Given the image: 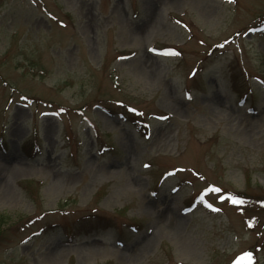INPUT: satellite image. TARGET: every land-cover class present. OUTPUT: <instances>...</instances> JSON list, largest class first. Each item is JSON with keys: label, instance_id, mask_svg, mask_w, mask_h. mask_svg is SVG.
I'll return each instance as SVG.
<instances>
[{"label": "rangeland", "instance_id": "1", "mask_svg": "<svg viewBox=\"0 0 264 264\" xmlns=\"http://www.w3.org/2000/svg\"><path fill=\"white\" fill-rule=\"evenodd\" d=\"M0 264H264V0H0Z\"/></svg>", "mask_w": 264, "mask_h": 264}, {"label": "snow or ice", "instance_id": "2", "mask_svg": "<svg viewBox=\"0 0 264 264\" xmlns=\"http://www.w3.org/2000/svg\"><path fill=\"white\" fill-rule=\"evenodd\" d=\"M217 191H218V189H217ZM250 255V254H249Z\"/></svg>", "mask_w": 264, "mask_h": 264}, {"label": "trees", "instance_id": "3", "mask_svg": "<svg viewBox=\"0 0 264 264\" xmlns=\"http://www.w3.org/2000/svg\"><path fill=\"white\" fill-rule=\"evenodd\" d=\"M105 220V219H104Z\"/></svg>", "mask_w": 264, "mask_h": 264}]
</instances>
